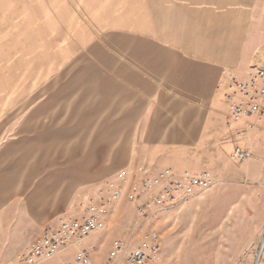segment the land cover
Segmentation results:
<instances>
[{
  "label": "rangeland",
  "instance_id": "obj_1",
  "mask_svg": "<svg viewBox=\"0 0 264 264\" xmlns=\"http://www.w3.org/2000/svg\"><path fill=\"white\" fill-rule=\"evenodd\" d=\"M215 1L204 0L203 6ZM234 1L236 19L261 20L264 31V0ZM148 4L0 0V164L12 168L13 183H21L18 205L28 216L30 233L27 249L17 256L19 264L47 228L82 217L90 201L122 171L129 174L125 195L101 217L99 229L39 264H72L80 250L89 254V264H104L116 239L136 245L152 230L163 244L160 259L152 264H264V250L258 261L264 243V126L231 124V81L220 91L227 101L225 111L203 125L189 122L187 144L147 145L146 130L153 133L157 122L112 119L116 77L123 75V66H136L128 22L132 17L144 20ZM156 4L157 16L163 14L158 8L163 2ZM118 82L125 88V81ZM131 92L137 95L139 90ZM139 100L142 115L149 105L141 88ZM203 108L204 117L211 116L209 106ZM170 125L180 128L182 122ZM251 138L261 152L243 145ZM235 147L249 150L251 157L239 162ZM151 158H157L159 170L209 171L214 185L147 222L126 192ZM245 212L251 215L246 223ZM7 253L9 248H0V264H8L3 261Z\"/></svg>",
  "mask_w": 264,
  "mask_h": 264
},
{
  "label": "crops",
  "instance_id": "obj_2",
  "mask_svg": "<svg viewBox=\"0 0 264 264\" xmlns=\"http://www.w3.org/2000/svg\"><path fill=\"white\" fill-rule=\"evenodd\" d=\"M161 1L162 8H158L163 9V14L161 12L157 16L156 3ZM203 1L148 0V16L144 20L132 17L128 22L131 25L128 36L133 42L129 51L136 66H123V75L116 77L117 106L116 116L112 119L157 122L153 125V133L146 130L147 145L168 147L187 144L192 135L189 122L197 126L200 121L203 125V120H215L217 114L225 111L227 101L223 91L220 92L221 88L233 76H245L251 67L264 66L263 22L236 19L234 0H224L222 4L221 0H217L207 5L206 9ZM120 36L124 38V34ZM121 80L125 81V88L119 87L118 81ZM141 81L145 83L142 87ZM140 88L146 94L149 105L148 112L142 115L139 108ZM119 89L124 92L120 93ZM133 89L139 90L137 95L131 92ZM207 106L212 110L208 114L211 116L204 117L203 107ZM172 121H181L182 128L170 125ZM243 123H251L254 128L264 126V122L256 118L246 119ZM150 136L157 139L150 140ZM256 140L251 138L243 145L261 152ZM145 162L147 166L142 167L162 168L157 164V158L146 159ZM13 182L12 168L0 164V248H9L4 263L19 264L17 256L27 249L30 233L28 216L18 205L21 183ZM244 216L246 223L251 215L245 212ZM243 233L246 237L247 232L244 230ZM252 246V243L247 245Z\"/></svg>",
  "mask_w": 264,
  "mask_h": 264
},
{
  "label": "built area",
  "instance_id": "obj_3",
  "mask_svg": "<svg viewBox=\"0 0 264 264\" xmlns=\"http://www.w3.org/2000/svg\"><path fill=\"white\" fill-rule=\"evenodd\" d=\"M227 98L231 124H239L249 118L264 119V66L251 67L244 78L233 76ZM233 154L239 162L251 157L249 150L239 147H235ZM128 176L127 171H122L117 179L107 182L102 194L90 201L82 217L47 228L20 258V263L39 264L49 260L96 232L101 225V217L107 215L125 195L124 185ZM135 178L126 192V198L147 222L157 220L163 212L204 193L214 185V177L209 171L193 174L172 168L157 171L141 167ZM162 249V240L155 230L136 245L116 239L104 264H152L160 259ZM89 263V254L80 250L72 264Z\"/></svg>",
  "mask_w": 264,
  "mask_h": 264
},
{
  "label": "bare ground",
  "instance_id": "obj_4",
  "mask_svg": "<svg viewBox=\"0 0 264 264\" xmlns=\"http://www.w3.org/2000/svg\"><path fill=\"white\" fill-rule=\"evenodd\" d=\"M263 247H264V243L262 244V249H261V252H260V254H259V256H258V261H259V259H260L261 255H262V252H263ZM258 263H259V262H258Z\"/></svg>",
  "mask_w": 264,
  "mask_h": 264
}]
</instances>
